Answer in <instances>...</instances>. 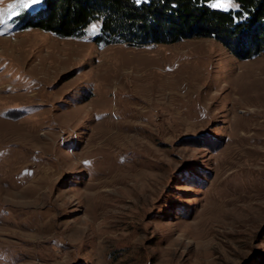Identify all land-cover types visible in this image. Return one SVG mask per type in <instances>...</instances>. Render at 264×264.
I'll use <instances>...</instances> for the list:
<instances>
[{
    "label": "rangeland",
    "instance_id": "1",
    "mask_svg": "<svg viewBox=\"0 0 264 264\" xmlns=\"http://www.w3.org/2000/svg\"><path fill=\"white\" fill-rule=\"evenodd\" d=\"M90 28L0 35V264H264V52Z\"/></svg>",
    "mask_w": 264,
    "mask_h": 264
},
{
    "label": "trees",
    "instance_id": "2",
    "mask_svg": "<svg viewBox=\"0 0 264 264\" xmlns=\"http://www.w3.org/2000/svg\"><path fill=\"white\" fill-rule=\"evenodd\" d=\"M211 0H43L17 19L21 28L80 38L97 24L94 42L143 47L185 38H214L251 58L264 52V0H235L223 11Z\"/></svg>",
    "mask_w": 264,
    "mask_h": 264
},
{
    "label": "snow or ice",
    "instance_id": "3",
    "mask_svg": "<svg viewBox=\"0 0 264 264\" xmlns=\"http://www.w3.org/2000/svg\"><path fill=\"white\" fill-rule=\"evenodd\" d=\"M139 3L140 0H137ZM43 3V0H11L7 7L0 6V35L4 34V29L10 23H14L15 19L38 8ZM3 0H0V5ZM210 6L214 9L228 11L231 8L238 7L235 0H211ZM100 29L96 24H92L88 30L89 36H95Z\"/></svg>",
    "mask_w": 264,
    "mask_h": 264
}]
</instances>
